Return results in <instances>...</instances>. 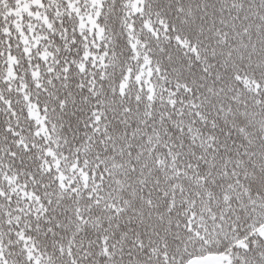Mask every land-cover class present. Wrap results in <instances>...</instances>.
<instances>
[{"label":"snow or ice","instance_id":"obj_1","mask_svg":"<svg viewBox=\"0 0 264 264\" xmlns=\"http://www.w3.org/2000/svg\"><path fill=\"white\" fill-rule=\"evenodd\" d=\"M0 264H264V0H0Z\"/></svg>","mask_w":264,"mask_h":264}]
</instances>
